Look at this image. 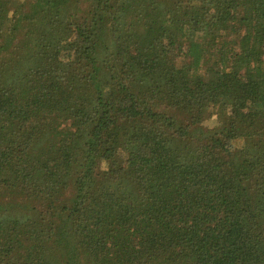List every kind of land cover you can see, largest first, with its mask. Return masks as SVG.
Here are the masks:
<instances>
[{
  "label": "trees",
  "instance_id": "obj_1",
  "mask_svg": "<svg viewBox=\"0 0 264 264\" xmlns=\"http://www.w3.org/2000/svg\"><path fill=\"white\" fill-rule=\"evenodd\" d=\"M0 264H264V0H0Z\"/></svg>",
  "mask_w": 264,
  "mask_h": 264
},
{
  "label": "rangeland",
  "instance_id": "obj_2",
  "mask_svg": "<svg viewBox=\"0 0 264 264\" xmlns=\"http://www.w3.org/2000/svg\"><path fill=\"white\" fill-rule=\"evenodd\" d=\"M214 119L215 118H213V121L211 120L209 123H207V124H209V125H212L213 123H214Z\"/></svg>",
  "mask_w": 264,
  "mask_h": 264
}]
</instances>
